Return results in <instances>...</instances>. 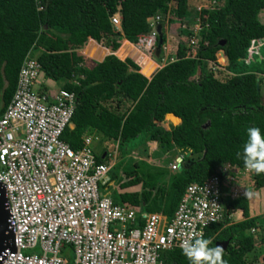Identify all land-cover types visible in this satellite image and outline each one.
<instances>
[{
  "label": "trees",
  "instance_id": "trees-1",
  "mask_svg": "<svg viewBox=\"0 0 264 264\" xmlns=\"http://www.w3.org/2000/svg\"><path fill=\"white\" fill-rule=\"evenodd\" d=\"M170 3L178 21L188 17V0H0V114L11 100L24 57L31 50L38 52L36 61L43 76L76 96L73 127L64 129L61 140L73 151L82 148L85 136L97 135L116 144L120 159L110 170L109 181L121 190L135 186L140 190L112 192L114 202L167 218L188 184L202 183L224 165L245 170L237 153L243 152L248 128L259 127L264 136V105L257 78L258 70L264 72V59L248 65L242 62L251 40L264 41V24L257 19L264 0H223L216 9L201 10L194 54L178 44L175 60L155 73L157 66L147 58L139 59L146 60L142 71L132 59L113 55L123 42L135 45L147 36L146 20L164 17ZM116 13L119 31L109 22ZM86 41H105L103 47L111 55L105 52L97 64L84 67L76 50ZM86 45L81 54L88 58L83 52ZM219 51L231 74L223 82L208 68ZM261 51L264 55V48ZM112 101L116 108L124 103L129 106L122 112L112 111L106 106ZM166 117L173 125L179 119V125L166 128ZM145 139L157 144V160L180 153L181 170L169 173L143 161H123L136 145H141L138 154L147 157ZM95 161L104 162L97 156ZM252 180L256 189L264 187V174L252 172ZM224 208L223 221L206 229L203 238L211 241L209 248L227 242L226 264H245L244 257L253 250L249 232L264 229V216L249 217L245 195L227 198ZM236 211L242 220L231 223L228 216ZM260 244L264 261V236ZM161 260L163 264H191L181 249L164 252Z\"/></svg>",
  "mask_w": 264,
  "mask_h": 264
},
{
  "label": "built area",
  "instance_id": "built-area-1",
  "mask_svg": "<svg viewBox=\"0 0 264 264\" xmlns=\"http://www.w3.org/2000/svg\"><path fill=\"white\" fill-rule=\"evenodd\" d=\"M159 19L146 20L150 29V21ZM109 22L120 30L118 13ZM263 45L251 40L247 56ZM39 78L44 76L29 51L0 114V188L12 246L0 253V264H163L164 252L182 250L185 241L203 238L223 221L225 201L239 197L232 174L242 171L229 165L188 184L169 218L116 204L106 193L112 166L96 163L91 138L85 136L77 151L61 140L71 127L76 96L41 85ZM180 160L171 165L174 172Z\"/></svg>",
  "mask_w": 264,
  "mask_h": 264
},
{
  "label": "rangeland",
  "instance_id": "rangeland-1",
  "mask_svg": "<svg viewBox=\"0 0 264 264\" xmlns=\"http://www.w3.org/2000/svg\"><path fill=\"white\" fill-rule=\"evenodd\" d=\"M222 3L223 0H188V6H187L188 17L181 21H178L173 15L174 5L171 3L168 4L169 12L164 17H160L158 22L150 21V23L152 24V27L150 29V34H148L147 36L140 37L138 39V42L134 45V47H131V48H137L138 50V52L135 51L136 54H132V55L137 59V62H139L142 71L146 58L150 60L151 63L154 62L158 63V65L154 63L157 66V68L155 67L156 70L160 67L162 68L163 65H166L167 63L174 61L178 44H184L186 48H188L187 53L189 55H193L196 45L190 48L188 42L190 37L184 34V32L193 34L194 31L196 30V27H199L201 10H213L220 7ZM257 18L259 23L264 24V8L258 13ZM197 38H198V34L196 40ZM120 41H118L119 44ZM86 43L83 45L81 49L76 50V54L83 58L84 62L82 65L86 68H90L97 63L94 60V58L91 57L90 59H87L81 54V51L86 45ZM98 45L103 47L105 45V41L98 43ZM262 48H264V45L261 47V49ZM261 49L257 53L249 57L247 56L246 53V56L242 60V62H244V60H247L248 63L246 65H248L263 60L264 55L262 54L263 51H261ZM107 52H109L108 54L111 53L109 50H107ZM218 53L219 52H217L215 55L216 58L215 63L213 64L208 63V68L213 72L214 77L217 80L223 82L227 78H229L231 74L226 70L228 66L227 59L223 58V56L219 57ZM95 54L96 53H93L92 55ZM30 55L37 57L38 52L31 50ZM143 58H145L144 61L139 60ZM221 59H223V61H221ZM193 78L196 79L197 74H195ZM257 78L259 79V92L261 96V103L264 105V72L258 70ZM38 82H40L41 85L44 84V80L42 78H39ZM53 85L47 84V86L54 91L59 89V86L57 84L53 83ZM115 105H116L115 101H112L108 103L106 106L110 108L112 111H118V112L124 111L129 106L128 103H124L118 108H116ZM168 120L171 122V118H168ZM163 124L166 128H168L169 126H177V125H173L172 123H169L165 119L163 120ZM90 138H91L90 139L91 143L89 145V149L92 152V154L94 156L103 159L106 163L111 165L112 166L111 170L113 171L114 166L119 162L120 159L119 154L117 152L116 144L112 142L102 141L100 137L97 135L90 136ZM144 138H147V134L144 135ZM144 146L147 149V157H143L138 154L141 145H136V147L127 156L123 158V161L125 162L143 161L153 167L164 168L167 169L169 173H174V171L170 167L171 165H173L176 157L178 156L180 157L181 155L180 153H176L174 157L166 155L161 159L157 160L154 157V154L158 151L157 144L155 142H150L145 139ZM237 174H238L237 177L232 174V177H234L235 180V182L232 185L234 186V190H236L237 196L244 195L246 191H250L251 193H253L251 198H247L249 200L248 210L250 213H252L255 216H264V187L261 189L255 188L252 180V172L248 170H242ZM138 187L139 186L121 190L119 189L117 184H115L113 181H109L108 179V183L106 185V193L109 195V198L113 200L111 195L112 192H116L118 194L124 192L126 193L139 192L140 187L139 188ZM238 214L241 216L240 213ZM235 218H238V215H235L233 219H230L231 223H234L237 220ZM249 234L252 236L253 239V250L250 251L244 257L245 264H252V263L264 264V261L262 259L263 247L260 244V239L264 236V229H256L253 232L250 231Z\"/></svg>",
  "mask_w": 264,
  "mask_h": 264
},
{
  "label": "clouds",
  "instance_id": "clouds-1",
  "mask_svg": "<svg viewBox=\"0 0 264 264\" xmlns=\"http://www.w3.org/2000/svg\"><path fill=\"white\" fill-rule=\"evenodd\" d=\"M248 140L245 142L242 153L237 156L243 159L244 167L255 174H264V136L259 127H250L247 130ZM183 163L182 160L178 164ZM245 197L251 198L253 193L245 192ZM210 240L202 237L185 241L182 252L191 264H226L223 259L224 249L221 246L209 248Z\"/></svg>",
  "mask_w": 264,
  "mask_h": 264
},
{
  "label": "crops",
  "instance_id": "crops-1",
  "mask_svg": "<svg viewBox=\"0 0 264 264\" xmlns=\"http://www.w3.org/2000/svg\"><path fill=\"white\" fill-rule=\"evenodd\" d=\"M258 16V15H257ZM258 19V18H257ZM131 47H134V45L132 44H128L126 42H123L122 45L113 53V55L117 58H121V59H124L126 57L132 59L133 61H135L137 64H139V62H137V59L132 55V54H136L135 51L138 52L137 48H131ZM83 52L88 56L87 59H90L91 57L94 58V60L96 61V63H98V61L101 59V57L104 55L105 52H107V49H105L104 47L98 45V43H96L95 41H90L87 43L85 49L83 50ZM93 53H96L95 55H92ZM223 56V58L226 59V57L223 55L222 52H220ZM154 62V61H153ZM156 63V62H154ZM158 65V63H156ZM164 66V65H163ZM162 66V67H163ZM159 67V66H158ZM161 68V67H160ZM160 68H158L157 70H159ZM155 70L154 73L157 71ZM153 75V74H152ZM151 75V76H152ZM150 76V77H151ZM150 77L148 79H150ZM44 80V85L46 86L47 84H51L53 85V82L46 79L45 77L43 78ZM54 86V85H53ZM48 87V86H47ZM49 88V87H48ZM172 116V115H171ZM178 124L180 123V120L178 119ZM73 127V125L71 124V127L70 129ZM86 137H90V136H86ZM179 157V156H178ZM177 158V157H176ZM136 187V186H135ZM131 188V187H130ZM139 188V187H138ZM128 189V188H127ZM136 191V190H134ZM127 193H133V192H127ZM248 201V204H249V200L247 199ZM126 206H129L131 207L132 209H138L139 210V207L138 206H133V205H130V204H127V203H124ZM240 213L239 211H236L234 213H232L230 216H229V219H233V217L235 215H238V218H235L237 219L234 223H237L239 221L242 220L241 216L238 214ZM249 217H255V215H253L252 213L249 212ZM231 222V220H230Z\"/></svg>",
  "mask_w": 264,
  "mask_h": 264
},
{
  "label": "water",
  "instance_id": "water-1",
  "mask_svg": "<svg viewBox=\"0 0 264 264\" xmlns=\"http://www.w3.org/2000/svg\"><path fill=\"white\" fill-rule=\"evenodd\" d=\"M220 52L221 51H219V53ZM108 55H111V53ZM221 56H222V54H221ZM178 170H181L180 165L178 166ZM3 203H4L3 192H2V189L0 188V252L3 251L5 248L12 249L10 233L8 232L7 235L4 234L5 228H6L7 213L4 210ZM226 244H227V242L222 245L223 249L226 246ZM216 246H218V245H216Z\"/></svg>",
  "mask_w": 264,
  "mask_h": 264
},
{
  "label": "bare ground",
  "instance_id": "bare-ground-1",
  "mask_svg": "<svg viewBox=\"0 0 264 264\" xmlns=\"http://www.w3.org/2000/svg\"><path fill=\"white\" fill-rule=\"evenodd\" d=\"M171 116V115H170ZM166 119V121H168L169 123H171L167 118H165ZM8 232H9V229H8V222H7V220H6V228H5V232H4V234L5 235H7L8 234ZM6 249V248H5ZM2 252V251H1ZM0 252V253H1Z\"/></svg>",
  "mask_w": 264,
  "mask_h": 264
}]
</instances>
